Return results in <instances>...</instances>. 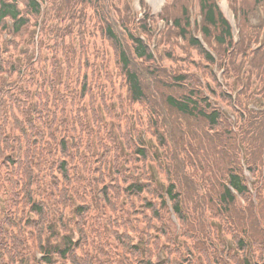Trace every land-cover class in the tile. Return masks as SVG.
<instances>
[{"label":"trees","instance_id":"16d2710c","mask_svg":"<svg viewBox=\"0 0 264 264\" xmlns=\"http://www.w3.org/2000/svg\"><path fill=\"white\" fill-rule=\"evenodd\" d=\"M228 1L215 56L192 0L157 47L128 0H0V264H264V0Z\"/></svg>","mask_w":264,"mask_h":264},{"label":"rangeland","instance_id":"374dc122","mask_svg":"<svg viewBox=\"0 0 264 264\" xmlns=\"http://www.w3.org/2000/svg\"><path fill=\"white\" fill-rule=\"evenodd\" d=\"M133 1H134V6H133V7H134L135 10H136V11H134V12H136V13H135V16H137L140 20H141V19H144V18L146 17L147 14H145V17H144V18L141 16V14H142V12H141V8L137 6L138 1H139V3H140V1H141L142 4L147 3L148 6H145V7H146L147 9H149V10H152V13H159L158 9L155 8V4H156L155 1H152V0H133ZM196 2H197V0H196ZM115 3L117 4L116 1H115ZM160 5H161V4H160ZM149 7H150V8H149ZM263 7H264V6L261 5V10L263 9ZM134 12H133V13H134ZM143 12L145 13V11H143ZM137 13H139L140 15H138ZM149 13H150V12H149ZM262 13H263V15H264V10H262ZM196 14H197V13H196V10H194V16H196ZM224 14L227 15V12L224 11ZM233 14H234L235 20H237V15H236V13H235L234 11H233ZM239 35H240V34H238V37H239ZM96 44H97V45H100V44H101L100 39H97ZM105 47H106V46H105ZM90 48H91V49H94V45H91ZM106 51H107L108 54H109V49H108L107 47H106ZM110 59H111V66L114 68V63H113V61H112V58H110ZM97 72H98V77H100L102 80H105V77H104V75L102 74V70H101V69H100V70H97ZM109 90H110V89H109ZM120 92H121V91H120ZM115 103H116V102H115ZM116 105H118V104L116 103ZM251 106L254 107V108H258V107L255 105V103H252ZM223 108L225 109V111L229 114V116H230L233 120H235V119L237 118V116L235 115V113H234L232 110H230L228 107L224 106ZM152 170H153V172L156 174L157 180H158V181L160 180V182L163 183L164 180H163V178L158 174V172L156 171V169H155V168H152ZM160 182H159V183H160ZM172 218H173V220L176 222L175 217L173 216ZM164 259H165L164 254H159L158 257H157V262H161V261H163Z\"/></svg>","mask_w":264,"mask_h":264},{"label":"bare ground","instance_id":"6f19581e","mask_svg":"<svg viewBox=\"0 0 264 264\" xmlns=\"http://www.w3.org/2000/svg\"><path fill=\"white\" fill-rule=\"evenodd\" d=\"M152 1H155L156 2V6L159 7L160 6V3L162 2V0H152Z\"/></svg>","mask_w":264,"mask_h":264}]
</instances>
